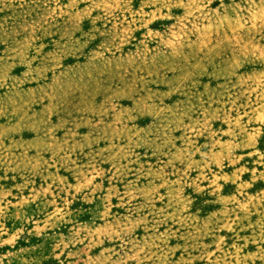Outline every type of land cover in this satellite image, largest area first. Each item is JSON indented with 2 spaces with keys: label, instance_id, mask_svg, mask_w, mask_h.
<instances>
[{
  "label": "rangeland",
  "instance_id": "1",
  "mask_svg": "<svg viewBox=\"0 0 264 264\" xmlns=\"http://www.w3.org/2000/svg\"><path fill=\"white\" fill-rule=\"evenodd\" d=\"M0 264H264V0H0Z\"/></svg>",
  "mask_w": 264,
  "mask_h": 264
}]
</instances>
